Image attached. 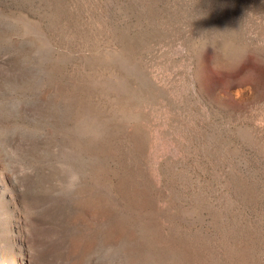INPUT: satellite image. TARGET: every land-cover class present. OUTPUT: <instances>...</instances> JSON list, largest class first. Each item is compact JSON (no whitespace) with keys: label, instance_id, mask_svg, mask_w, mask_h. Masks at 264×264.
Returning <instances> with one entry per match:
<instances>
[{"label":"rangeland","instance_id":"obj_1","mask_svg":"<svg viewBox=\"0 0 264 264\" xmlns=\"http://www.w3.org/2000/svg\"><path fill=\"white\" fill-rule=\"evenodd\" d=\"M0 264H264V0H0Z\"/></svg>","mask_w":264,"mask_h":264}]
</instances>
